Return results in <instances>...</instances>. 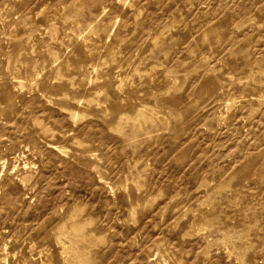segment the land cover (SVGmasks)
<instances>
[{
	"label": "rangeland",
	"instance_id": "1",
	"mask_svg": "<svg viewBox=\"0 0 264 264\" xmlns=\"http://www.w3.org/2000/svg\"><path fill=\"white\" fill-rule=\"evenodd\" d=\"M0 264H264V0H0Z\"/></svg>",
	"mask_w": 264,
	"mask_h": 264
}]
</instances>
